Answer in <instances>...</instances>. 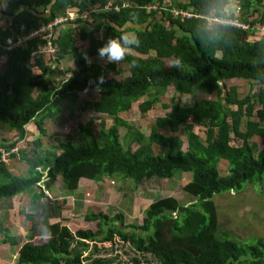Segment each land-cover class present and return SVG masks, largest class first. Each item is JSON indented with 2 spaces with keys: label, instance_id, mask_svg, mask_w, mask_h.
<instances>
[{
  "label": "trees",
  "instance_id": "1",
  "mask_svg": "<svg viewBox=\"0 0 264 264\" xmlns=\"http://www.w3.org/2000/svg\"><path fill=\"white\" fill-rule=\"evenodd\" d=\"M111 1L9 0L0 8V24L2 15L12 20L11 28L0 25V124L19 134L0 148L22 144L20 159L29 166L26 175H14L0 158V201L28 194L35 206L55 183L70 199L105 178L118 184L133 179L134 189L153 177L174 179L177 172L179 178L192 174L184 191L195 201L185 205L175 197L156 200L142 224L128 223L124 213H108L112 191H102L99 199L85 196L81 214L65 216L66 200L62 205L51 202L50 235L35 241L36 214L21 209L20 222L33 235L19 249L16 264H83L88 243L96 251L98 243L117 237L161 264H264V239L243 244L224 235L214 202L215 195L241 192L264 176V145L253 140L255 135L264 139V37L257 35L264 26V0H239L244 10L239 20L249 25L247 30L209 26L202 19L222 15L228 0H116L107 10ZM173 8L199 17L174 18ZM69 9L77 17L56 29L55 59L41 53L47 43L41 38L17 45ZM86 14L88 19H83ZM124 32L135 34L139 47L119 64L99 62L97 49ZM69 57L73 66L56 85L51 76ZM100 77L104 82L97 90ZM239 79L258 82V94L240 98L237 86L227 84ZM169 88L175 95L171 104H163ZM88 91L99 99L78 104L77 137L67 134L45 152L40 137L27 140L28 125L35 124L46 135L48 121L59 123L62 103H78ZM187 97L192 101L184 104ZM139 102L142 114L158 105L165 113L134 121L122 116ZM82 113L89 117L83 120ZM196 128H203L205 136ZM177 132L187 135L186 148ZM222 159L228 162L226 175L220 173ZM0 232L3 243L12 248L19 244L6 230ZM0 264L12 261L0 259Z\"/></svg>",
  "mask_w": 264,
  "mask_h": 264
},
{
  "label": "rangeland",
  "instance_id": "2",
  "mask_svg": "<svg viewBox=\"0 0 264 264\" xmlns=\"http://www.w3.org/2000/svg\"><path fill=\"white\" fill-rule=\"evenodd\" d=\"M115 2L116 0H112ZM262 33V32H261ZM258 37H264L257 33ZM101 63L105 61L99 60ZM73 66L72 58H67L61 63V66L57 68L52 78L56 85L66 78L67 68ZM128 69V66H124ZM126 75H119L120 77H125ZM228 86H237V92L240 98H245L248 95L255 96L258 94L261 86L258 82L239 79L227 81ZM226 91L223 94V98H226ZM175 95L174 89L169 88L166 98L163 104H171L173 97ZM99 99V95L93 91L85 92L80 96L78 103H70L65 101L61 105V114L59 123H53L48 121L47 134L40 135L43 141V148L41 151L45 152V148L49 145H57L59 141L66 139L67 134L73 135V137L78 136V129L76 127V117L75 115L79 112L77 111L78 104L81 101H96ZM192 101L190 97L185 98L184 104H189ZM140 102L134 105V110L128 114H123L124 118L129 120H139L142 118H153L156 116L163 115L165 111L162 109L161 105L156 106L154 110L148 114H142L139 109ZM259 105L256 106V109ZM89 116L86 113H82V119L85 120ZM257 120V119H256ZM30 132H38L35 124L27 126ZM4 129H9L8 126L0 124V131ZM199 134L204 137V129H195ZM176 134L182 135L184 140V148H186L187 135L182 132H177ZM75 139V138H74ZM253 140L264 145V139L258 135L253 137ZM126 142V141H125ZM157 150V148L155 146ZM225 160V159H222ZM222 161L220 164V173L226 175L229 173L228 162ZM180 175L177 172L176 176ZM183 176L173 177L174 179H160L158 177H153L149 181L145 182L143 186L133 189L134 182L133 179L126 181V184L122 182L116 183L111 181V179H105V182L92 183L84 186L80 191H77L70 199L63 196L64 191L58 186H52L56 190V196L51 199L53 202H58L62 205V202L66 200L69 203L68 206L64 207L63 215L69 216L72 213H82L84 205V199L87 194L100 198L102 191H112V204L109 206L108 213L115 216L117 213H124L128 223L138 222L142 224L145 211L149 208L150 204L156 200L163 199L166 197H175L182 204H190L195 201V199L184 191L185 185H187L192 177L191 173H182ZM118 175L117 178L122 176ZM125 185V186H124ZM122 189V191H117V188ZM114 190V191H113ZM46 194H49L45 191ZM50 195V194H49ZM214 202L218 209L220 231L224 235H228L232 239L239 243L247 244L254 242L257 239H264V176L261 181L254 183H248L241 192H226L222 194H217L214 196ZM48 216H45L41 223L37 224L39 227V232L34 233L31 230L24 231L22 237L24 242H29V234L33 235V241L41 238L48 237L50 235V223L48 221ZM82 218V217H79ZM76 219L75 221H78ZM80 222V221H79ZM20 245V244H19ZM98 250L95 251L94 243L87 244V250L84 251V262L83 264H98L97 260H101V264H161L159 260L152 254H143L132 247L131 243H127L120 237H117L114 241L98 243ZM18 249L14 248L12 250L8 247L2 248L0 246V259H9L12 264H16V259L18 255Z\"/></svg>",
  "mask_w": 264,
  "mask_h": 264
},
{
  "label": "crops",
  "instance_id": "3",
  "mask_svg": "<svg viewBox=\"0 0 264 264\" xmlns=\"http://www.w3.org/2000/svg\"><path fill=\"white\" fill-rule=\"evenodd\" d=\"M8 2H9V0H0V8L3 9L6 6V4H8ZM2 17H3V21L0 24L1 27L3 29L11 28V21H12L11 17L4 16V15H2ZM11 40H13V37L9 41H11ZM4 49H8V47H4ZM0 60H1L0 64H2L3 59L1 58ZM35 71L38 72V70H35ZM51 78H52V76H51ZM32 124H30V125H32ZM27 131H28L27 140H31L33 138L40 136L39 130H38V132H30L29 130H27ZM18 137H19V134H18L17 130H13L10 128L4 129L3 131H0V144L1 143H5V144L12 143V142L16 141L18 139ZM51 145H54V144H51ZM51 145H49V146H51ZM16 146H18L20 150H21V148H23V145L20 143ZM48 147L45 148V150L48 149ZM2 148H4V147H2ZM6 149H9V147ZM20 150L18 153H16L15 156H12L8 160L4 161L6 168H8L11 173H13L14 175H18V176L26 175L28 172V167H29L26 162H24L20 159V155H19ZM105 179H107V178H105ZM105 179H103V182H105ZM108 179H110V178H108ZM190 181H191V179H190ZM55 185L58 186V184L55 183V184L50 186L49 190L46 191L47 193L49 192L50 195L47 194V197L42 198L40 201H38L36 203L35 206L31 205V198H30V195H28V194H21V195L14 197V198L0 201V231L6 230V233H8L10 236L18 238L20 245L18 244L14 248L20 249L23 246V244L26 243V242H24V239L22 238V237H24V236H22V233L24 231H27V233H28V231L30 230V228L27 224L20 222V219H19L20 218V216H19L20 210L24 209L28 213L34 212L36 214V218L38 220V223L40 224L41 223L40 218L42 220H44L45 216L51 214V207H52L51 202H53V201H51V199H54L56 196V190L52 186H55ZM121 185H122V183H121ZM39 186H42L44 188L43 184H39ZM87 195L90 196V194H87ZM68 204L69 203L65 204V206L67 207ZM48 221L50 224L52 223L51 219H48ZM37 232H39V228L37 229ZM3 239H4V235H3V233L0 232V246L2 248L8 247V249H10V250L14 249L11 247L12 245L10 243H8V244L3 243ZM19 249H18V251H19Z\"/></svg>",
  "mask_w": 264,
  "mask_h": 264
},
{
  "label": "built area",
  "instance_id": "4",
  "mask_svg": "<svg viewBox=\"0 0 264 264\" xmlns=\"http://www.w3.org/2000/svg\"><path fill=\"white\" fill-rule=\"evenodd\" d=\"M236 2H238L239 6H240V9L235 10V11L239 12L238 17H232L231 19L226 20L225 23L235 25L234 27L241 28L243 30H247V29H249V25L245 24L239 20L241 13L244 12L240 1L239 0H231V3H236ZM229 4H230V0L227 1L226 5H229ZM114 5H115V2L111 1V3L108 5V7H106V9L109 10ZM125 6H129V4H126ZM117 9H120V7L117 6ZM148 9H150V8H148ZM171 13H172L174 18L197 19L199 17L198 14H195V13H192V12H189L186 10H182L179 8H173L171 10ZM76 17H77L76 11L69 9V11H67L66 16L56 18L55 20H52L49 23L43 25L39 30H34V31L30 32V34L27 35L23 40H19L17 45H21V44L24 45L28 40L41 38L47 42L46 45L42 48L41 53L43 55H45L46 57L53 60V59H55L54 56L56 54V49L53 46V38L55 36L56 29L60 25L65 24L68 21H73ZM88 17H89V14L83 15V19H88ZM201 17H202V19H205L208 16H201ZM258 31L264 33V26L259 27ZM11 47H15V46H11ZM11 47H8V49H4V50L5 51L10 50ZM18 151H19L18 146H14V147H11L9 149L1 148L0 149V158H1V160L6 161L11 157L12 153H17Z\"/></svg>",
  "mask_w": 264,
  "mask_h": 264
},
{
  "label": "clouds",
  "instance_id": "5",
  "mask_svg": "<svg viewBox=\"0 0 264 264\" xmlns=\"http://www.w3.org/2000/svg\"><path fill=\"white\" fill-rule=\"evenodd\" d=\"M240 9L239 3H231L225 5L222 15H209L205 19L208 21V25H222L224 27H234L235 25L226 24L225 21L232 17H238L239 12L235 11ZM139 38L132 33L124 32L119 36L109 38L101 47L97 49V57L99 60L119 64L130 54L133 47H139ZM84 58L87 62L91 63V58L84 54ZM104 82L103 77H100L97 83V90H99V84Z\"/></svg>",
  "mask_w": 264,
  "mask_h": 264
},
{
  "label": "water",
  "instance_id": "6",
  "mask_svg": "<svg viewBox=\"0 0 264 264\" xmlns=\"http://www.w3.org/2000/svg\"><path fill=\"white\" fill-rule=\"evenodd\" d=\"M150 20H152V18ZM127 231L130 232L131 231V228H129Z\"/></svg>",
  "mask_w": 264,
  "mask_h": 264
}]
</instances>
